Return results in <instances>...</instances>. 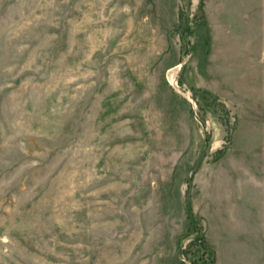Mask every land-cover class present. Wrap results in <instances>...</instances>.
Segmentation results:
<instances>
[{
	"label": "rangeland",
	"instance_id": "rangeland-1",
	"mask_svg": "<svg viewBox=\"0 0 264 264\" xmlns=\"http://www.w3.org/2000/svg\"><path fill=\"white\" fill-rule=\"evenodd\" d=\"M215 1L0 0V264H264V126L217 90Z\"/></svg>",
	"mask_w": 264,
	"mask_h": 264
},
{
	"label": "crops",
	"instance_id": "crops-1",
	"mask_svg": "<svg viewBox=\"0 0 264 264\" xmlns=\"http://www.w3.org/2000/svg\"><path fill=\"white\" fill-rule=\"evenodd\" d=\"M241 3L247 21L245 33L233 28V15L230 14L232 8L227 6L229 3H225V0H216L210 3L207 9L213 15L215 14L214 10H217V80H220L217 90L234 97L240 92L244 94L250 104L246 112L251 118V123H261L263 127L264 0H241ZM239 71L246 72L245 77L241 74L239 77ZM219 92L217 94H220ZM261 148L264 159V143ZM219 175L217 169V211L221 213L223 211L222 204L229 203V195L226 187L221 183L223 180ZM232 179L230 175L228 180ZM252 179L256 183L258 182L254 175H252ZM230 206L234 207V204ZM227 207L230 212L231 208ZM260 237L264 246V220Z\"/></svg>",
	"mask_w": 264,
	"mask_h": 264
},
{
	"label": "trees",
	"instance_id": "trees-1",
	"mask_svg": "<svg viewBox=\"0 0 264 264\" xmlns=\"http://www.w3.org/2000/svg\"><path fill=\"white\" fill-rule=\"evenodd\" d=\"M201 92H203V94L204 95H206V96H211L208 92H206V91H201ZM200 246H201V248H202V250H203V253H209V251L207 250V245H206V242L204 241V239L202 238L201 240H200ZM183 264V263H182Z\"/></svg>",
	"mask_w": 264,
	"mask_h": 264
}]
</instances>
